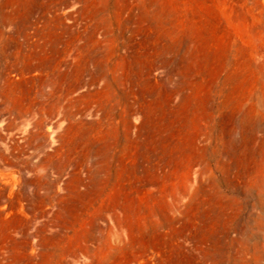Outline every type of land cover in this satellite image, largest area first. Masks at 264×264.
I'll use <instances>...</instances> for the list:
<instances>
[{
  "label": "rangeland",
  "instance_id": "1",
  "mask_svg": "<svg viewBox=\"0 0 264 264\" xmlns=\"http://www.w3.org/2000/svg\"><path fill=\"white\" fill-rule=\"evenodd\" d=\"M0 264H264V0H0Z\"/></svg>",
  "mask_w": 264,
  "mask_h": 264
},
{
  "label": "bare ground",
  "instance_id": "2",
  "mask_svg": "<svg viewBox=\"0 0 264 264\" xmlns=\"http://www.w3.org/2000/svg\"><path fill=\"white\" fill-rule=\"evenodd\" d=\"M227 168H228V167H227ZM220 250H221V248H220ZM226 252H227V251L225 250V251H224V254H225Z\"/></svg>",
  "mask_w": 264,
  "mask_h": 264
}]
</instances>
